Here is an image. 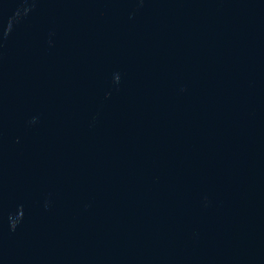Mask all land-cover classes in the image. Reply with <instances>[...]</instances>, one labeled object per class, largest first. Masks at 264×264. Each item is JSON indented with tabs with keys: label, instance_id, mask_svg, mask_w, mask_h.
<instances>
[{
	"label": "water",
	"instance_id": "1",
	"mask_svg": "<svg viewBox=\"0 0 264 264\" xmlns=\"http://www.w3.org/2000/svg\"><path fill=\"white\" fill-rule=\"evenodd\" d=\"M0 264H264V0H0Z\"/></svg>",
	"mask_w": 264,
	"mask_h": 264
}]
</instances>
